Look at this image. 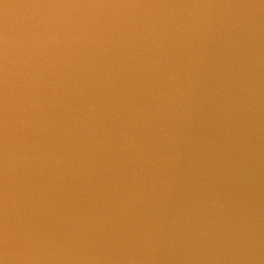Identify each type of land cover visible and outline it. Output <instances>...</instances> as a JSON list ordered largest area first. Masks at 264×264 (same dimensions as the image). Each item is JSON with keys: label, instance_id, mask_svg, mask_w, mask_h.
<instances>
[{"label": "water", "instance_id": "95a60500", "mask_svg": "<svg viewBox=\"0 0 264 264\" xmlns=\"http://www.w3.org/2000/svg\"><path fill=\"white\" fill-rule=\"evenodd\" d=\"M0 264H264V0H0Z\"/></svg>", "mask_w": 264, "mask_h": 264}]
</instances>
